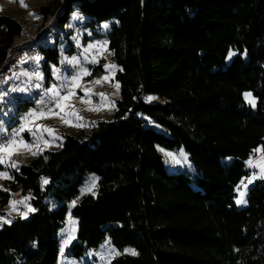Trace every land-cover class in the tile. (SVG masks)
I'll list each match as a JSON object with an SVG mask.
<instances>
[{
	"label": "trees",
	"instance_id": "obj_1",
	"mask_svg": "<svg viewBox=\"0 0 264 264\" xmlns=\"http://www.w3.org/2000/svg\"><path fill=\"white\" fill-rule=\"evenodd\" d=\"M75 6L93 24L117 20L109 40L121 98L112 121L67 136L5 181L0 215L20 191L35 212L0 222V264H58L59 231L89 174L98 190L72 209V257L110 237L138 253L112 264H264V179L244 207L236 203L246 162L264 148V0H52L38 16L59 11L58 30ZM20 32L19 21L0 16V65ZM50 41L40 53L58 63ZM147 94L166 103H146ZM158 147L184 148L197 174L169 172Z\"/></svg>",
	"mask_w": 264,
	"mask_h": 264
},
{
	"label": "rangeland",
	"instance_id": "obj_2",
	"mask_svg": "<svg viewBox=\"0 0 264 264\" xmlns=\"http://www.w3.org/2000/svg\"><path fill=\"white\" fill-rule=\"evenodd\" d=\"M62 1V0H60ZM52 0H0V16H10L20 24L25 22V18L31 15L38 20L45 18L38 16L40 9L44 6H48ZM23 5V6H22ZM74 15L83 17V20L74 19ZM38 17V18H37ZM105 23L109 24V28H103ZM117 24V20L111 19L101 24H93L91 19L84 15L79 7L75 6L71 13V18L64 28L56 29L57 40L50 41V47H56L59 52L58 63L49 62L46 64L47 55L38 53L36 56L41 57L37 63L33 58L24 63L19 72L15 73L7 83L0 85V105H2V111L0 113V146L4 143H11L12 140H23L26 144L32 145L30 149H27L17 143L15 152L9 157L5 153H0V158L4 159V163L0 164V172L7 173V178L0 176V190H5V181L11 179V175L14 171H18L24 164L46 151H58L65 142L67 136H74L82 130H90L98 122L112 121L113 116L117 110V102L121 98V88L117 81V74L121 67L114 58L113 52L110 49L109 34L114 25ZM71 25V27H69ZM75 37V39H74ZM107 42L105 48L93 47L88 52H85V48L89 45H101ZM232 53L236 52L231 51ZM227 58V64H229L233 57ZM34 56V57H36ZM72 57H76L79 60L78 64H71L65 61V58L71 60ZM95 59L98 62H91ZM62 61H65L62 63ZM116 65L117 67L111 71H106L104 65ZM53 68L58 69L59 79L57 73L53 71ZM82 69H87L90 75L80 76ZM40 72L44 77L43 80H37L35 73ZM28 73V75H24ZM77 76L79 79L76 85L72 82V77ZM107 76L108 79L103 78ZM31 77V79H29ZM100 80V83H94V81ZM119 84V90L116 89V84ZM36 84H40L41 87H35ZM55 85L60 89V96H64L67 90H71L74 95L70 96L68 100H61L62 108L56 107V98H53L51 94H45L46 89ZM15 89V90H14ZM20 89H25L21 91ZM88 92V96H85V92ZM104 94L102 99L100 94ZM251 93L252 97L256 101V106L252 107L250 103L244 100L247 106L253 110L257 109V99ZM245 94V93H244ZM148 97H155V99L149 100ZM82 98L84 102H82ZM32 102L33 105L27 107L25 101ZM143 100L149 104H165L166 100L156 94H147L143 96ZM27 109L24 111V109ZM88 109H96L90 111ZM54 110V112H50ZM29 113L34 115L29 116ZM43 113V117L41 116ZM74 115H70L73 114ZM63 116L65 120H70L71 123H65L60 117ZM82 117V120L76 119V117ZM82 124L83 126H74ZM21 126H24L25 130L20 132ZM156 129L158 127L154 126ZM51 128L55 130V135L60 139H53L44 129ZM19 133V135H17ZM45 141H49L45 144ZM258 148H262L261 146ZM159 152L163 156L167 170L171 173L183 172L190 176H195L196 169L190 161L189 155L184 148L176 150H168L163 147H158ZM33 152H37V155H32ZM181 152L184 153L181 156ZM171 153L172 156L167 155ZM172 157H175L173 159ZM186 157V159H185ZM253 162L259 163L264 161V152L255 151L250 157ZM249 159V160H250ZM179 161V162H177ZM226 163H231L232 158H226ZM15 162L16 168L11 167V164ZM249 170V176L245 177L244 183L248 184L253 173H259V168H251L247 165ZM98 178V179H96ZM95 180L96 187L91 191L84 192L82 190L90 187L92 181ZM263 179H254L251 184H248L245 190L243 186H240L239 191H245L244 200L246 201L249 189L258 181ZM99 177L95 174H89L86 177L84 184L80 190V196L75 200V205L81 199L83 195L96 194L98 190ZM239 191H237L238 198H240ZM24 197H28L23 203H17L15 209L12 207V201H22ZM240 208L244 207V204H237ZM75 207V206H74ZM72 203L69 204V213L66 218L65 227L59 231L60 239V255L58 264H112V261L122 255L127 254L125 249L132 247H126L124 249L117 248L110 237H107L104 243L96 249L89 250L82 258L76 259L70 255L69 248L77 240L78 220L73 216L72 209L74 208ZM31 203V195H24L21 191L13 195L12 200L6 207L4 214L0 215L3 219H0L2 224H9L5 221H13L17 218L27 220L31 217V214L35 211ZM26 214V216L24 215ZM70 214V215H69ZM10 222V223H11ZM74 235L73 239L67 247H64V241L69 238V235ZM103 246V247H102ZM61 248H64L63 254H61ZM115 249L120 252V255L111 256L108 250ZM104 256L105 259H101Z\"/></svg>",
	"mask_w": 264,
	"mask_h": 264
},
{
	"label": "snow or ice",
	"instance_id": "obj_3",
	"mask_svg": "<svg viewBox=\"0 0 264 264\" xmlns=\"http://www.w3.org/2000/svg\"><path fill=\"white\" fill-rule=\"evenodd\" d=\"M31 15H34L35 16L34 13H32ZM74 19L83 20V17L82 16H79V15H74ZM69 27H71V25H69ZM103 28L108 29L109 28V24L108 23H105L103 25ZM74 39H75V37H74ZM106 44H107V42L105 41L104 44H101V45H89L88 48H85L84 51L85 52H88L93 47L105 48L106 47ZM232 55H235V53L230 52L229 53V58H231ZM33 59L38 63L40 61L41 57L36 56V57H33ZM65 61L67 63H71V64H78L79 63V60L76 57H72L71 60H68L67 58H65ZM65 61H62V63L65 62ZM91 62L95 63V62H98V61H96L95 59H93ZM116 67H117L116 65H107V64L104 65V68H105L106 71H111L112 69H114ZM53 71L55 73H57V78L59 79V75H58V71L59 70L53 68ZM90 74L91 73L88 72L87 69H82V71L80 73V76L90 75ZM24 75H28V73H24ZM35 78L37 80H43L44 79V77L38 71L35 73ZM29 79H31V77H29ZM78 79H79V77H77V76H73L72 77V82H73L74 85H76V82H77ZM103 79L104 80H107L108 77L105 76ZM100 82H101L100 80L94 81V83H97V84L100 83ZM76 86H78V85H76ZM35 87L39 88V87H41V85L40 84H36ZM115 87H116L117 90H119V84L118 83L116 84ZM20 90L21 91H24L25 89H20ZM45 94H51V96L53 98H56V107L57 108H62V105L60 103L61 100H65L66 101V100L69 99L70 96L74 95V93L69 89V90H67V92H66V94L64 96H60V89H58L55 85H53V86L49 87L48 89H46ZM244 95H245V99L248 101V103H250L252 107H255L256 106V101L252 97V94L251 93H245ZM85 96H88V92L87 91L85 92ZM100 96H101L102 99L104 98V94L103 93H101ZM147 99L152 100V99H155V97H148ZM82 102H84L83 98H82ZM88 110L93 111V110H96V109H88ZM50 112H54V110H50ZM32 115H34V113H29V116H32ZM43 115L44 114L41 113V116L42 117H43ZM70 115H74V113L73 114H70ZM60 118L62 120H64L65 123H71L70 120H65L63 116H61ZM76 119L82 120L83 118L77 116ZM74 126H83V125L82 124H78V125H74ZM24 130H25L24 126H21L20 132H23ZM44 131H47L50 135H52L53 139H60L59 136H56L55 135V130L54 129L47 128V129H44ZM17 135H19V133H17ZM17 143H19L20 145H22L23 147H25L27 149H30L32 147V145L26 144L23 140H20L19 142L17 140H12L11 143H4L2 146H0V153H5V154H7L10 157L15 152ZM48 143H49V141H45V144H48ZM255 151L264 152V148H257ZM37 154H38L37 152H33L32 153V155H37ZM167 155L172 156L171 153H167ZM183 155H184V153L181 152V156H183ZM172 158L175 159V157H172ZM185 159H186V157H185ZM177 162H179V161H177ZM3 163H4V159L3 158H0V164H3ZM246 163L251 168H259L260 169V171H259L258 174L257 173H253L252 177L250 179H248V184H251L254 179H264V161H261L259 163H256V162H253L250 159ZM11 167L16 168L17 167V164L15 162H13L11 164ZM0 176H3L5 178H7V173L0 172ZM41 179H42V183L43 184H47L48 183L47 178H41ZM96 179H98V178H96ZM248 184H245L244 183V180L242 179L240 181V185H238V187H237V191H239L240 186H243V188L246 190L247 187H248ZM95 187H96V183H95V180H93L92 183H91V185H90V187L82 190V194L84 192L91 191ZM239 195H240V198L236 200V203L237 204H244V203H246V201L244 200L245 191H239ZM27 199H28V197H24V200H22V201H12V207H13V209H15V205L17 203H23ZM75 203H76L75 201L72 202V206L73 207L75 206ZM29 210L30 211H35V209H29ZM24 215L26 216V214H24ZM0 219H3V217H0ZM5 222L6 223H10L11 221H7L6 220ZM73 239H75L74 235H71L70 234L69 235V238L64 241V247H67L68 244ZM63 251H64V248H61V254H63ZM108 252H109V255H111V256H116V255H120L121 254L120 252L116 251L115 249H109ZM124 252L127 253V254H129V255H133V256L138 255V253L136 252V250L135 249H131V248L125 249ZM101 259L103 260V259H105V257L104 256H101ZM109 264H110V261H109Z\"/></svg>",
	"mask_w": 264,
	"mask_h": 264
},
{
	"label": "built area",
	"instance_id": "obj_4",
	"mask_svg": "<svg viewBox=\"0 0 264 264\" xmlns=\"http://www.w3.org/2000/svg\"><path fill=\"white\" fill-rule=\"evenodd\" d=\"M58 12L41 20L28 15L21 24V32L6 49L3 62L0 65V85L7 83L27 60L40 52L41 45L56 38L55 26Z\"/></svg>",
	"mask_w": 264,
	"mask_h": 264
}]
</instances>
